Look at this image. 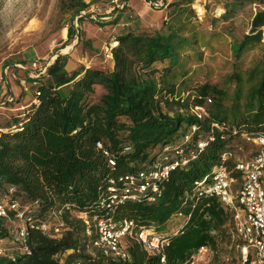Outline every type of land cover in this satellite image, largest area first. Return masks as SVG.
Wrapping results in <instances>:
<instances>
[{
	"label": "trees",
	"instance_id": "1",
	"mask_svg": "<svg viewBox=\"0 0 264 264\" xmlns=\"http://www.w3.org/2000/svg\"><path fill=\"white\" fill-rule=\"evenodd\" d=\"M76 1L72 16L89 7L85 0ZM150 1L167 4V0ZM184 1L190 2L169 3L175 6L174 17L160 29L121 32L113 48L112 70L89 67L70 73L67 56L59 54L43 76L30 82H37V101L23 117L0 126L7 129L0 131V201L32 205L37 211L29 214L35 218L59 211L64 230L57 236L30 228L21 251L6 250L0 264H120L118 258L93 245L97 237L93 220L104 210L101 199L108 196L111 180L118 184L125 174L149 166L166 145L180 140L194 125L197 130L190 147L196 156L171 170L160 198L155 202L128 200L114 211L116 220L133 221L136 229L160 232L176 216L184 222L175 232L164 234L169 244L163 252L147 249L131 236L124 237L122 245L131 255L130 264H191L202 246L216 248L228 223L234 229L233 212L215 196H199L195 181L224 163L241 184L231 149L242 135L264 133V62L247 72V88L241 73L229 75L228 80L236 82L232 95L224 87L205 82L183 97L185 91L179 92L175 85L177 74L168 67L160 71L159 63L168 59L170 67L176 66L180 51L196 40L195 34L183 35L185 22L194 16L181 7ZM241 1L234 0L232 6ZM183 15L185 21H181ZM263 33L261 8L253 15L250 31L233 43L234 54L257 44L264 50ZM68 35L69 39L75 36L71 26ZM96 86L105 91L91 101ZM174 104L179 108L175 112ZM194 106L205 107L208 115L199 118L192 112ZM200 139L208 141L204 148L196 145ZM224 154L228 155L225 160ZM110 157L115 158V165L110 164ZM10 187L15 190L11 192ZM76 212L86 217H76ZM10 213L11 218L0 217V238L9 235L7 222L15 219L14 212Z\"/></svg>",
	"mask_w": 264,
	"mask_h": 264
},
{
	"label": "rangeland",
	"instance_id": "2",
	"mask_svg": "<svg viewBox=\"0 0 264 264\" xmlns=\"http://www.w3.org/2000/svg\"><path fill=\"white\" fill-rule=\"evenodd\" d=\"M85 1L89 3L88 9L72 16L77 9L76 0H0V126L14 117H23L34 102L37 84L30 83L37 79L32 76L37 73L33 70L34 61L38 62V68H43L63 54L67 56L66 67L70 73L89 67L109 70L114 60L113 48L118 44L117 36L122 32L120 26L114 29L111 24L121 21L124 11L139 19V27L136 28L139 32H151L172 20L175 6H169V3L180 0H167L163 6H155L150 0ZM233 3L234 0H190L181 3V7L188 8L186 14H194L185 22L183 35L192 37L195 34L196 40L180 51L176 66L170 67L167 59L159 63V69L172 68L177 74V90L185 91L183 97L187 95V90L205 82L224 87L232 95L236 82L228 80L229 75L241 73L245 79L244 88H247V72L264 62V50L259 44L250 46L240 55L234 54L232 49L233 43L250 31L253 15L264 8V2L244 0L234 7ZM228 11L229 16L222 17ZM185 17L183 15L181 21H185ZM69 26L75 30L71 39ZM104 91L102 86H96L90 100L97 101ZM178 109V105L174 104L173 111ZM259 148L253 137L242 135L233 142L232 157L236 160L249 159ZM235 185H240V180ZM20 205L22 208L26 206L22 202ZM30 211L36 213L37 208ZM74 215L86 217L84 213L76 212ZM62 222L61 214L50 218V232ZM183 222V218L176 216L160 232L170 235ZM21 224L19 219L7 222L9 235L4 244L9 253L23 248L19 239ZM123 243H126V238H123ZM241 247L232 224L228 223L219 234L216 248L200 253L191 264H248L243 261Z\"/></svg>",
	"mask_w": 264,
	"mask_h": 264
},
{
	"label": "built area",
	"instance_id": "3",
	"mask_svg": "<svg viewBox=\"0 0 264 264\" xmlns=\"http://www.w3.org/2000/svg\"><path fill=\"white\" fill-rule=\"evenodd\" d=\"M161 2L151 1L150 3L159 6ZM49 64L38 68V62L34 61L33 70L37 73L32 75L33 78L44 74ZM36 93L39 94L38 91ZM34 101H37L36 98ZM192 112L199 118L208 115L203 106L192 107ZM196 130L197 126L194 125L183 135L182 140L166 145L160 156L149 166L125 174L118 184L115 180H111L108 196L101 199V206L104 210L93 220L97 232L93 244L95 247L106 255L118 258L120 264L131 262L130 253L122 245V240L126 236L136 238L147 249L164 251L169 244V237L153 228L136 229L133 221H118L114 211L119 204L128 200L157 201L162 195L163 182L169 178L171 170L180 165H187L196 156V151L190 147L193 133ZM253 139L259 144V150L252 158L237 160L235 166V169L241 172L239 187L234 188L237 180L232 176V169L224 163L214 166L209 174L195 181V185L199 196H215L233 212L234 230L242 243L243 261L247 262L250 259L249 264H264V133H259ZM207 143V140L200 139L196 145L198 148H204ZM97 145L98 147L103 146L101 141ZM227 157L228 155L224 154L223 160ZM109 162L111 165L116 164L114 157H110ZM14 190L15 187H10L11 192ZM24 208L17 200L0 201V217L11 218L10 211H13L14 218L22 221L19 231L22 244L25 243L30 228H38L45 233L57 236L64 230V222H62L50 232V218L60 215L59 211H51L46 218H35L29 214L32 205H26ZM178 216H183V213L179 212ZM24 249L29 251L28 246ZM208 249L207 246H202L192 256L193 261L200 253ZM5 252L4 238H0V255Z\"/></svg>",
	"mask_w": 264,
	"mask_h": 264
},
{
	"label": "crops",
	"instance_id": "4",
	"mask_svg": "<svg viewBox=\"0 0 264 264\" xmlns=\"http://www.w3.org/2000/svg\"><path fill=\"white\" fill-rule=\"evenodd\" d=\"M131 2V1H130ZM136 6V3H134ZM161 6H163V3H160ZM128 6H131L130 3H128ZM133 6L134 8H136ZM111 26H114V29H117L119 26L120 29H122V32L128 31V30H134V31H139V19L138 18H133L131 14H127L125 11L122 13L121 16V21H118L116 25L111 24ZM114 67V60L112 63V67L109 70H112Z\"/></svg>",
	"mask_w": 264,
	"mask_h": 264
},
{
	"label": "bare ground",
	"instance_id": "5",
	"mask_svg": "<svg viewBox=\"0 0 264 264\" xmlns=\"http://www.w3.org/2000/svg\"><path fill=\"white\" fill-rule=\"evenodd\" d=\"M66 29V28H65Z\"/></svg>",
	"mask_w": 264,
	"mask_h": 264
}]
</instances>
